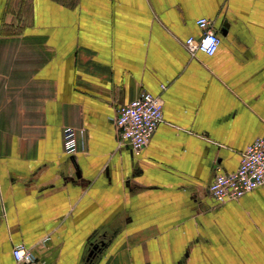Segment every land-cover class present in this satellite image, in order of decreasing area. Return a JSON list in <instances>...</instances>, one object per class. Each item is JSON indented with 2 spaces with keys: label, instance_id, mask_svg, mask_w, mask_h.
Instances as JSON below:
<instances>
[{
  "label": "crops",
  "instance_id": "obj_1",
  "mask_svg": "<svg viewBox=\"0 0 264 264\" xmlns=\"http://www.w3.org/2000/svg\"><path fill=\"white\" fill-rule=\"evenodd\" d=\"M200 17L212 56L184 46ZM143 91L162 121L136 154L112 117ZM261 135L264 0H0V264L18 244L88 264L95 243L92 264H264V185L209 192Z\"/></svg>",
  "mask_w": 264,
  "mask_h": 264
},
{
  "label": "built area",
  "instance_id": "obj_2",
  "mask_svg": "<svg viewBox=\"0 0 264 264\" xmlns=\"http://www.w3.org/2000/svg\"><path fill=\"white\" fill-rule=\"evenodd\" d=\"M196 25L200 36H189L184 46L190 55L201 52L212 56L219 45V36L212 29L210 20L200 17ZM166 88L161 84V89ZM163 100L161 96L143 91L130 102L119 106L112 121L122 144H127L134 153L147 145L157 125L162 121ZM84 130L66 126L62 131L64 152L72 155L85 149ZM264 185V135L258 136L241 153L239 165L230 173H218L209 185V192L219 203L235 201ZM13 257L18 264H37L32 252L23 244L13 247Z\"/></svg>",
  "mask_w": 264,
  "mask_h": 264
},
{
  "label": "water",
  "instance_id": "obj_3",
  "mask_svg": "<svg viewBox=\"0 0 264 264\" xmlns=\"http://www.w3.org/2000/svg\"><path fill=\"white\" fill-rule=\"evenodd\" d=\"M102 244L100 243H95V244H92L90 249H89V252L87 254V257H86V262H88V264H92L93 263V259L95 258V256L98 254V252L101 250L102 248Z\"/></svg>",
  "mask_w": 264,
  "mask_h": 264
}]
</instances>
